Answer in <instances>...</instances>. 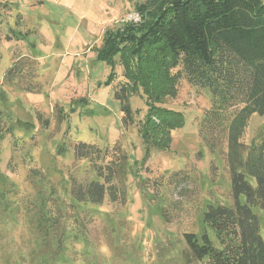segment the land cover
<instances>
[{"label": "rangeland", "instance_id": "1", "mask_svg": "<svg viewBox=\"0 0 264 264\" xmlns=\"http://www.w3.org/2000/svg\"><path fill=\"white\" fill-rule=\"evenodd\" d=\"M154 7L149 0H0V264H201L185 234L207 231L216 241L203 213L234 199L226 140L213 138L211 150L201 134L212 93L178 81L162 106L181 112L184 124L172 131L170 148L144 164L146 98L131 96L134 123L125 126L114 95L127 81L123 66L117 56L111 77L99 58L107 31L132 13L140 28ZM16 62L21 74L8 85ZM263 136L264 115L255 114L243 142L251 147ZM81 142L128 155L117 202L73 198L75 183L96 179L89 161L74 156ZM254 211L264 238V209Z\"/></svg>", "mask_w": 264, "mask_h": 264}, {"label": "trees", "instance_id": "2", "mask_svg": "<svg viewBox=\"0 0 264 264\" xmlns=\"http://www.w3.org/2000/svg\"><path fill=\"white\" fill-rule=\"evenodd\" d=\"M149 1L155 7L144 25L127 23L107 31L99 50V58L112 67L111 77L117 56L123 66L127 81L114 94L122 120L125 126L134 123L130 98L143 94L148 110L140 133L146 164L152 152L170 148L172 131L184 124L181 112L162 106L164 97L176 94L178 81L184 77L212 93L201 134L211 150L215 140H226L234 202L211 205L203 213L216 241L204 231L186 233V244L201 264H264L261 222L254 211L264 209V136L251 147L243 142L252 116L264 115V0ZM20 69L16 62L8 70L6 84L16 85ZM74 156L89 161L96 173L88 184L73 185L76 202L101 205L107 196L112 202L124 196L130 165L121 147L81 142Z\"/></svg>", "mask_w": 264, "mask_h": 264}, {"label": "built area", "instance_id": "3", "mask_svg": "<svg viewBox=\"0 0 264 264\" xmlns=\"http://www.w3.org/2000/svg\"><path fill=\"white\" fill-rule=\"evenodd\" d=\"M141 21V16L138 13H132L127 15L124 19H122V22L124 24L127 23H139Z\"/></svg>", "mask_w": 264, "mask_h": 264}]
</instances>
